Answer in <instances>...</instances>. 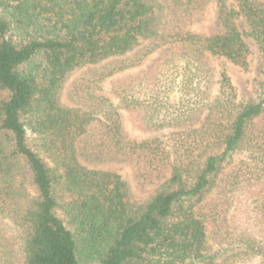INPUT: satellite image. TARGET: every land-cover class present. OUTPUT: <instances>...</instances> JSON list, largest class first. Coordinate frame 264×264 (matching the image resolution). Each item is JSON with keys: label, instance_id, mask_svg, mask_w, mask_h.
Here are the masks:
<instances>
[{"label": "trees", "instance_id": "trees-1", "mask_svg": "<svg viewBox=\"0 0 264 264\" xmlns=\"http://www.w3.org/2000/svg\"><path fill=\"white\" fill-rule=\"evenodd\" d=\"M212 3L221 33L197 32ZM252 46L264 59V1L0 0V219L22 264H264V77L236 102L210 64L245 68ZM153 53L115 105L88 84L58 104L76 69L94 83ZM120 110L177 130L124 142ZM123 163L155 187L145 202L102 168Z\"/></svg>", "mask_w": 264, "mask_h": 264}, {"label": "rangeland", "instance_id": "rangeland-1", "mask_svg": "<svg viewBox=\"0 0 264 264\" xmlns=\"http://www.w3.org/2000/svg\"><path fill=\"white\" fill-rule=\"evenodd\" d=\"M186 2L187 0H181ZM264 1V0H259ZM193 29L197 32L203 34H219L221 33L220 26L217 22V9L214 3L210 5V13L205 20L200 23H197L193 26ZM156 53H153L145 57L140 65L135 66L134 68L126 69L125 71L116 73L112 76L106 77L100 81L92 82L90 80L93 75V70H90L88 67H82L71 72L65 78L60 90L57 94L58 104L65 107H75L80 105V101L85 103L86 101L80 99L76 94V88L82 87V85H89V93L95 97H104L111 101L114 105L117 103V100L114 95V89L116 80L123 79L129 74H134L140 71L142 68H145L151 60L155 57ZM210 64L214 69L215 77L217 80L221 79V74L225 73L227 78L230 81L232 87V95L236 102L238 101H254L256 98L255 90L257 83L263 79L264 74V59L262 58L260 52L256 46H252L250 49V54L247 58V66L245 68H240L231 64L229 61L217 57H210ZM90 81V82H89ZM217 87V85L215 86ZM212 89V94L216 93V88ZM212 95L210 99H213ZM120 113V134L122 141L124 142H142L148 139L162 138L170 134L173 131H176L174 127H165L159 130H146L137 125H133L128 113L123 110L119 111ZM241 157L236 155L234 162H237ZM104 170H110L120 174L123 179L127 182L130 192V200L133 203H143L145 202L155 190V187L142 188L139 186L138 181L135 178L134 170L128 164H113L102 166ZM11 225L8 221L0 219V234L4 240H7L6 243L0 240L1 245L5 246L14 251L18 261L15 260L18 264L21 262V252L19 249V244L17 248V243H15L13 232L11 230ZM68 227L73 230L72 226ZM5 237V238H4ZM18 254V256H17ZM2 264V263H0Z\"/></svg>", "mask_w": 264, "mask_h": 264}]
</instances>
